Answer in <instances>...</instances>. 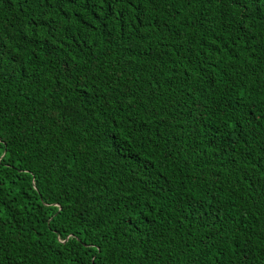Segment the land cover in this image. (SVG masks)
Masks as SVG:
<instances>
[{
    "label": "trees",
    "instance_id": "1",
    "mask_svg": "<svg viewBox=\"0 0 264 264\" xmlns=\"http://www.w3.org/2000/svg\"><path fill=\"white\" fill-rule=\"evenodd\" d=\"M0 264H264V0H0Z\"/></svg>",
    "mask_w": 264,
    "mask_h": 264
}]
</instances>
